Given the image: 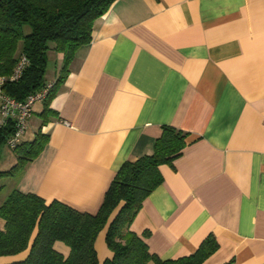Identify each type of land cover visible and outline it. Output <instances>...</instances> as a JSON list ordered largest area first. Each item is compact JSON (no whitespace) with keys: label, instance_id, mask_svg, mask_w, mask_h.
Listing matches in <instances>:
<instances>
[{"label":"crops","instance_id":"1","mask_svg":"<svg viewBox=\"0 0 264 264\" xmlns=\"http://www.w3.org/2000/svg\"><path fill=\"white\" fill-rule=\"evenodd\" d=\"M62 61L49 52L46 82ZM49 107V141L19 175L0 177V205L17 189L95 213L120 166L150 154L171 125L188 133L187 145L161 166L163 181L130 229L147 232L162 259L213 235L218 248L202 264H264V0H115ZM43 108L34 103L21 141L33 138ZM15 162L0 158V171ZM105 231L94 242L99 263L111 256Z\"/></svg>","mask_w":264,"mask_h":264},{"label":"trees","instance_id":"2","mask_svg":"<svg viewBox=\"0 0 264 264\" xmlns=\"http://www.w3.org/2000/svg\"><path fill=\"white\" fill-rule=\"evenodd\" d=\"M114 1L0 0V76H9L22 55L28 59L20 78L4 83L5 93L24 100L46 83L49 52L63 55L59 76L39 114L40 126L31 140H20L14 148L16 162L0 171V177L19 175L48 143L49 134L42 127L57 114L49 107L50 98L68 74L78 50L91 42L94 21ZM11 131V126L0 130V143ZM187 135L163 125L150 154L120 166L95 213L79 211L58 200L46 203L39 195L13 189L0 205V218L5 222L0 229V256L29 248L24 259L8 264H202L218 248L213 235L189 255L162 259L150 252L144 240L147 232L137 234L130 229L144 199L163 181L161 166H171L182 154ZM104 228L111 256L99 263L94 242ZM57 242L68 247L66 255L55 247Z\"/></svg>","mask_w":264,"mask_h":264},{"label":"built area","instance_id":"3","mask_svg":"<svg viewBox=\"0 0 264 264\" xmlns=\"http://www.w3.org/2000/svg\"><path fill=\"white\" fill-rule=\"evenodd\" d=\"M28 63L25 55H22L13 67L9 76H0V130L11 126L12 131L6 138V144L15 148L21 140V136L28 128V118L32 107L36 102H43L49 95L54 82H46L35 92L29 94L24 100H17L3 91V85L7 81H17Z\"/></svg>","mask_w":264,"mask_h":264},{"label":"rangeland","instance_id":"4","mask_svg":"<svg viewBox=\"0 0 264 264\" xmlns=\"http://www.w3.org/2000/svg\"><path fill=\"white\" fill-rule=\"evenodd\" d=\"M24 31L26 32V30H24ZM50 75H51V73H49V76ZM10 155L16 156L14 148H11L8 144H6V141L1 142L0 143V158H1V160L5 161L8 157H10Z\"/></svg>","mask_w":264,"mask_h":264}]
</instances>
